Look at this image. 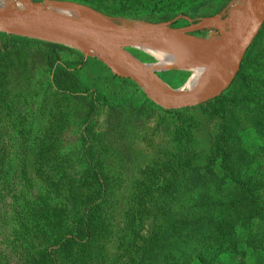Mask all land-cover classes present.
Masks as SVG:
<instances>
[{
  "label": "trees",
  "instance_id": "1",
  "mask_svg": "<svg viewBox=\"0 0 264 264\" xmlns=\"http://www.w3.org/2000/svg\"><path fill=\"white\" fill-rule=\"evenodd\" d=\"M25 43L14 36L0 42V59ZM243 67L244 61L231 84ZM63 74L61 67L59 84ZM77 83L76 77L60 89L78 91ZM88 95L79 149L65 157L55 138L67 128L12 126L18 96L0 92V235L20 246L22 264H264V223L249 212L241 218L237 186L214 188L221 176L201 171L210 162L195 157L193 140L180 137L170 157L148 162L127 116L117 108L113 117L105 114L101 93ZM64 111L48 109L41 117ZM153 167L163 171L148 177ZM201 175L194 179L199 187L171 188Z\"/></svg>",
  "mask_w": 264,
  "mask_h": 264
},
{
  "label": "rangeland",
  "instance_id": "2",
  "mask_svg": "<svg viewBox=\"0 0 264 264\" xmlns=\"http://www.w3.org/2000/svg\"><path fill=\"white\" fill-rule=\"evenodd\" d=\"M53 1L70 2L90 8L109 20L117 19L131 27L169 22L180 15L199 18L221 11L226 6L238 8L245 2V0ZM20 2L16 0L9 5L18 6ZM82 15L89 17L84 13ZM186 23L184 19L174 20L175 26ZM13 36L19 37L0 32V42L3 44ZM20 38L27 40L28 43L19 45L13 53L0 59V92H15L18 96L13 110L18 109L19 114L12 115L10 121L12 126L34 129L55 126L67 128L55 138L63 146V155L67 157L79 149L83 123L89 110L88 94L100 92L104 101L100 107L104 108L105 114L113 117V111L117 108L127 116L131 126L135 128L134 139L138 144V153L143 159L155 164L159 157H170L176 152L177 143L182 141L180 137L185 139L184 144L189 139L193 140L195 149L193 146L190 149L195 150V157H201L205 161L208 159L210 162V167L201 171L207 170L210 174L221 176L222 182L214 188L237 186L240 194L236 200L238 204L236 208L240 211L241 218L247 219L246 214L249 212L254 216V220L259 222L258 224L264 223V26L248 50L239 76L222 92L220 98L181 108L164 107L152 101L142 85L114 74L98 57L84 48L39 36ZM50 45L58 47L52 48ZM117 48L124 50V56H119L127 61L144 64H157L162 61L155 52L140 47H114ZM50 54L53 63L49 61ZM177 65L161 67L156 69L154 74L168 87H182L192 79L195 71ZM226 66L223 64L220 67L218 76L206 87L215 85L224 78L223 71ZM61 67L68 74H63L64 81L59 84L55 75ZM76 77L78 91L60 89L72 85ZM69 92H77L76 94L82 97L88 95V99L73 98L77 95ZM138 96H142L144 101L135 102ZM147 101L150 103L145 105L144 102ZM48 109L50 111L67 109L69 113L64 111V117L52 114L41 117ZM27 112H30V115ZM109 121L112 122V118ZM217 139H220L218 148ZM159 169L160 167L147 169L148 177L163 171ZM231 174L240 181L238 185L232 182ZM202 177L205 176H195L189 183L172 184L171 188L174 191L194 189L199 187V183L194 182V179ZM120 186V182H117L116 187ZM240 232L245 236V228ZM21 250L13 237L4 241L0 235V264H22ZM250 254L256 257L257 252L251 250Z\"/></svg>",
  "mask_w": 264,
  "mask_h": 264
},
{
  "label": "water",
  "instance_id": "3",
  "mask_svg": "<svg viewBox=\"0 0 264 264\" xmlns=\"http://www.w3.org/2000/svg\"><path fill=\"white\" fill-rule=\"evenodd\" d=\"M0 0V32L16 36H39L70 46L84 48L98 57L112 72L131 79L144 87L146 95L161 106L181 108L220 96L237 76L244 58L264 26V0H245L238 8L226 6L221 11L193 18L180 15L187 21L175 26L174 20L141 27H131L117 19L109 20L101 13L70 2L49 0ZM69 6L96 13L102 21L75 14ZM16 28H29L36 33L18 32ZM140 47L151 51L172 50L178 53L177 62L195 61L202 67L219 63L230 67L225 77L212 87L205 84L184 90L157 82L152 64L127 61L116 55L114 47ZM174 47V48H173ZM200 49L199 58L184 55ZM190 70V69H189ZM193 71V70H191Z\"/></svg>",
  "mask_w": 264,
  "mask_h": 264
},
{
  "label": "bare ground",
  "instance_id": "4",
  "mask_svg": "<svg viewBox=\"0 0 264 264\" xmlns=\"http://www.w3.org/2000/svg\"><path fill=\"white\" fill-rule=\"evenodd\" d=\"M69 10L75 14H83V13L87 14L89 17L94 18L95 21H102V18L99 17L96 13L82 9V8H79V7L69 6ZM14 30H18L20 32L29 31L31 33H36L35 30L29 29V28H16ZM183 50H187V49L183 48ZM112 51L116 55L124 56V50H122L120 48H117V49L112 48ZM149 51H151V50H149ZM152 52H155L158 56L161 57L160 59L162 60L161 62H159L157 64H152L153 69H161V67H166V66L178 64L179 66L186 67L183 69H190V70L195 71V74L192 77V79L186 85L185 84L183 85L184 90H188V89H190V87H193V86H200L203 84L207 85V84L211 83L214 80V78L218 76V74L220 72L219 63H213L209 67H203L204 69L202 70V67L200 66V64L193 61V60L188 61V62H183V63L175 61V59L179 58V56H181V54L179 55L178 53H176V55L175 54L173 55L172 50H167V51L165 50V51H161V52L152 51ZM201 52L202 51L197 48L194 51H190V52H188V50L185 51L184 55H186L188 58L194 57L197 60V58L200 57L199 54ZM129 57H131V56H129ZM229 70H230V67L227 65L223 71V74L225 73V75H226L229 72ZM225 75H224V77H225ZM157 82H159L162 85H166V83H164V81L161 80L160 78H157ZM212 86H214V85L212 84L209 87H212Z\"/></svg>",
  "mask_w": 264,
  "mask_h": 264
}]
</instances>
